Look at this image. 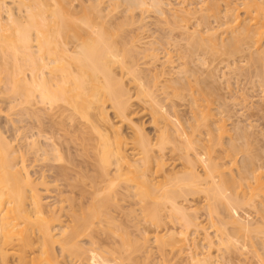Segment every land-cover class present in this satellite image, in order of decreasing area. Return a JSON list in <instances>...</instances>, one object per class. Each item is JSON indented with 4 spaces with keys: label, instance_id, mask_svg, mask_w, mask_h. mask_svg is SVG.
Returning <instances> with one entry per match:
<instances>
[{
    "label": "bare ground",
    "instance_id": "6f19581e",
    "mask_svg": "<svg viewBox=\"0 0 264 264\" xmlns=\"http://www.w3.org/2000/svg\"><path fill=\"white\" fill-rule=\"evenodd\" d=\"M187 1L181 0L172 18V27L183 31L184 39L177 37L186 39V44L177 47L182 62L175 70L171 58H165L149 79L135 68L138 55L133 46L139 33L129 36L133 30L124 27L138 22L136 9L150 7L163 17L161 0H32V5L22 9L14 7L16 0H0V41H4L0 44V70L5 73L0 75V84L8 89L7 95L22 100L21 119L16 123H25L11 125L12 132L22 134L21 143L0 132V264H135L129 256H136L150 241L147 229L142 233L146 236L141 238L143 244L137 241L117 251L108 249L112 259L94 242V235L102 233L110 234L114 243L120 226L110 208H122L124 197L142 208L150 228L155 229L153 239L159 249L179 246L190 264H219L213 249L236 243L237 238L228 233L227 224L217 214L216 200L228 209L254 206L251 195L264 190V176L249 148L252 134L241 131L236 123L233 132L225 125L230 111L224 108L226 97L218 86V65L214 63L236 78L254 72L264 82V2L242 0L239 7L233 0H224V4L201 0L200 6L190 7ZM154 52L151 48L144 55L146 65L159 61ZM168 65L175 78L162 81V93L170 89L168 95L181 97L190 115L193 133L184 146L174 137L182 138L178 128L172 132L166 125L159 127L168 121V114L156 95L157 81L170 75L164 72ZM139 116H148L156 128L155 139L144 132V118L137 123ZM74 139H81L84 149L74 150L69 145ZM191 149L204 156L202 174L194 164L199 156L191 157ZM241 152L245 153L236 160ZM72 155L86 160L80 159L78 164ZM167 156L183 161L181 170L168 169ZM26 161L32 163L31 168L39 161L51 166L48 171L64 181L77 179L74 185H66L74 196L55 200L47 208ZM53 163L63 164L55 167ZM232 167H237L236 176ZM46 171L40 172L41 184ZM242 185L251 191L248 200L245 193L236 192ZM227 189L244 200L233 198ZM200 193L207 202L209 232L197 217L198 207L179 204L183 196ZM164 208L180 231L173 226L162 230L163 234L156 231L168 219L162 217ZM259 209L264 213V203ZM233 217V224L246 237L264 234V221L252 229L251 220L237 214ZM199 231L205 233L197 242ZM84 237L90 238V247L81 244ZM199 243L203 252L190 254Z\"/></svg>",
    "mask_w": 264,
    "mask_h": 264
},
{
    "label": "rangeland",
    "instance_id": "374dc122",
    "mask_svg": "<svg viewBox=\"0 0 264 264\" xmlns=\"http://www.w3.org/2000/svg\"><path fill=\"white\" fill-rule=\"evenodd\" d=\"M162 4H163V12H164V16L162 17L155 9L147 7V8H143V9H136L135 13L138 14L137 16V20L138 22L133 25V26H125L124 29L125 30H129L132 29L133 32L132 33H128V35H132V34H136L139 37V41L137 44L135 41V45L133 46L136 54L138 55L136 60H135V68L138 70L139 73H141L142 75L148 77L149 79L154 78L156 72H153V69L155 67H159V63L164 61L165 58L170 57L172 63V66H174L175 70L177 69V65H179L182 61L179 60V54H177L178 52V48L179 45L182 46V44H186V39H184V36L180 35L181 32L183 33L182 29L179 30L178 27H172L173 24V20H174V15H176V11L179 8V4L181 2V0H161ZM231 1V0H229ZM201 0H188L186 2V4H190V7H198L200 6ZM236 6L241 5L242 0H233L232 1ZM264 2V0H263ZM218 4H224V0H218L217 1ZM19 6L21 9L24 8V6H28V5H32V0H16V4L15 6ZM220 9H223L222 6L220 7ZM128 13V12H127ZM129 14V13H128ZM164 18H166L168 24L165 22ZM173 18V20H172ZM171 20V21H170ZM193 20V18L191 19V21ZM210 25L214 28H216L217 24L212 22V19ZM173 21V22H172ZM175 23V22H174ZM171 24V25H170ZM215 24V26H213ZM174 25V24H173ZM184 26V23L180 24ZM210 26V27H211ZM178 30H176V29ZM173 31H172V30ZM195 29V27L193 28ZM175 30V31H174ZM192 29H190L189 31L191 32ZM172 31V32H170ZM173 33V34H172ZM171 34V35H170ZM178 34L180 35V37L182 36V38H178ZM178 36V37H177ZM182 39V41L180 40ZM172 40V41H171ZM184 41V42H183ZM4 41H0V44L3 43ZM175 42H178V44H176ZM180 43V44H179ZM153 49L155 52L154 54L157 55L158 57V62H155L154 64H152L151 66L146 65V61L144 60V55L150 54L149 50ZM215 65V69L218 71H214L217 75V77L219 78V83L218 86L222 89L221 94H223L224 97H226L225 103H227V107L224 106V108H227L230 112L228 115L229 116V120H225V125L227 127V129H231L230 131L233 132L234 130L232 129L233 124L236 123V126L240 125L239 127H241V131H246L248 133H251L253 137L250 136V151L252 154H254L256 156V161H255V166L260 168V166L262 167L260 170V172H262V175L264 176V82L262 80H258V75L255 76L254 72L253 74H246L244 73L239 74V77L236 78L235 75H231L228 72V69L224 66H220V64H218L217 62L214 63ZM213 64V66H214ZM238 66H242L243 64H237ZM168 65L166 66V68L164 69V72L169 73L170 75H165L163 78H160V80L157 81V89H156V95L158 96V98L161 101V107L167 112L168 115H166V120H170L168 121H162V124L159 125L160 128H163L165 125L167 127V129H169L170 131H175L177 128L178 130H180L181 134H182V138L174 135V137L176 138V140L178 141V143H180L182 146L185 145V141H187V137L193 133L192 129H191V125L189 122V111H188V107L186 106V102L181 98V97H173L170 94L168 95V93L170 92V89L166 91V93H162V85L163 82L162 81H166L169 78H175V74H172V71H170V68ZM177 66V67H176ZM217 67V68H216ZM219 67V68H218ZM214 69V70H215ZM252 73V71H251ZM1 74H5L4 71L3 73L0 70V75ZM249 77L246 78L245 77ZM253 75V77H251ZM243 76V77H241ZM257 77V79L255 77ZM246 79H245V78ZM260 78V76H259ZM254 79V80H253ZM261 79V78H260ZM246 80H248L246 82ZM258 80V81H257ZM253 81V82H252ZM263 83H262V82ZM244 82V83H243ZM260 82V83H259ZM153 82H151L152 84ZM249 83V84H248ZM252 83V84H251ZM168 84V82H167ZM262 84V85H261ZM168 86V85H167ZM227 89V90H225ZM7 88H5L4 84H0V91L3 93L0 95V132H2V134L4 136L7 137L8 140H14L15 143H21V137L22 134L17 135V133L12 132L11 131V125H14L15 127H21L23 125H25V123H16V121L21 119V115L19 114L21 112V103L22 100H15V98L10 97V95H7ZM228 92V93H227ZM6 94V95H5ZM232 96H234L235 98H233ZM232 97V98H231ZM231 98V100H230ZM230 101V102H229ZM230 103V104H229ZM172 106H174V109L172 108ZM214 106H216L214 104ZM232 106V107H231ZM217 108V106H216ZM232 108V109H230ZM232 113V114H230ZM233 113H236L235 115ZM141 119V122L139 121L138 117H137V123H142V118H144L143 123L144 124L143 128H144V132L147 133L149 135L150 138L155 139V135L156 132L154 129H156L152 124L149 123L147 117H143V116H139ZM142 117V118H141ZM235 118V119H234ZM10 119L13 120V123H10ZM147 119V120H146ZM235 120V121H234ZM238 120V121H237ZM233 122V123H232ZM239 124H238V123ZM231 127V128H230ZM239 131V129H238ZM250 131V132H249ZM240 132V131H239ZM254 132V133H252ZM196 136H198L199 132L195 133ZM233 134V133H231ZM255 137V138H254ZM78 139V138H77ZM75 140V141H74ZM72 143H70L69 141V145L72 147L76 145H78L76 148L74 147V150H76L78 148V151L84 147L82 146V144L85 146L84 143L79 142L81 139H79V141H77L76 139H74ZM253 140V141H252ZM255 142V143H253ZM79 143H81V145H79ZM197 146V145H196ZM170 147V146H168ZM199 146H197L196 148L199 150L198 148ZM195 149L194 151L188 150V153L190 154L191 157H194L195 154L198 157V159L195 160V168L196 170L202 174L203 171V161L202 158L204 157L203 155H201L200 152H198V150ZM246 152V151H245ZM245 152H241L236 156V160H239L240 157L245 153ZM81 153V152H80ZM80 153H78L77 155H80ZM200 153V154H199ZM248 153V152H247ZM73 156V157H77L75 160L78 164L80 163V159H85L86 158H82L80 156ZM169 156V154H167ZM174 154V158L176 157ZM167 156V158H168ZM80 157V158H79ZM172 156L170 158H168V160L166 161L167 164V168L171 169L172 167L175 168V170H181V167H183V161H178L173 158ZM178 157V156H177ZM258 157V160H257ZM172 158L174 159V161L172 160ZM177 159V158H176ZM258 161V162H257ZM41 161L38 162V165L35 166L34 168H31L32 163H30L29 161H26V169L27 171L30 173L31 179L34 180L36 183H38L39 188H41L42 191V198H43V202L44 205L47 206V208H49L48 206H51L55 200L58 199H64L65 197H73L74 195H71L67 189L68 184H72L74 185L75 182H77L78 180L73 178V180L71 179L70 181H64L61 177L56 178L55 175L53 174V171H48V167L51 166H43L42 164H40ZM75 162V163H76ZM183 163V164H182ZM51 164V163H50ZM63 163H53L52 165H54L55 167L57 166H61ZM229 167V166H228ZM235 168L237 167H232V174L234 176H236L235 174ZM78 168H76L77 170ZM183 169V168H182ZM46 171L45 175V183L41 184V180L38 178L40 177V172L42 171ZM203 178L209 182L210 179L209 178H205V176H203ZM75 179V180H74ZM229 180V179H228ZM203 183V182H202ZM244 184V182H243ZM243 188L245 185H242ZM239 188L236 190V192L241 196L242 193H245V197L246 200H248L247 198H249L250 196V192L248 191L246 188ZM233 189V188H232ZM242 189V190H241ZM68 190V191H67ZM229 190V189H227ZM240 190V191H239ZM67 191V192H64ZM243 191V192H241ZM230 194L233 198H236L235 195V191H230ZM243 195V194H242ZM123 198V197H122ZM182 198V197H181ZM184 198V196H183ZM182 198V199H183ZM127 197H124V203L121 204L122 208L119 209H115V208H110V213L111 215L113 214L114 217H116V221H117V225L120 226V231L115 233V237L113 238L114 243H111V235L109 234H102V233H96L98 234V236L94 235V242L95 245L99 248L100 252H104L110 259L111 255H109L108 253V249H113L115 251L119 250L120 248H122V246H127L132 244V242H141V244H143L141 241V238L146 237L145 235H142V233L144 232L145 229H147V232L149 234H147V236H149L150 241L147 243V245L145 246V248H142V251L140 250V252H136V256L132 255L129 256L130 259H132L133 262L135 264H190V260H187L189 257L187 255V253L181 251V249L179 248V246H174V247H166L165 249L161 250L158 247V244H156L154 242V230L152 227L150 228L149 226V222L148 220L145 218L142 208L140 206H133V201L130 198H128L129 202H126ZM180 199V198H179ZM179 200V204L182 205L184 204V207L186 208H191L192 207H198L199 210L196 213L197 217H199V219L201 220L202 223H204V227L205 228H209V224L207 222L206 219V209H207V202L204 199V195L203 194H198V195H194L192 197V195H188L185 196L184 199H186V203L185 201ZM238 201H243L244 199H242L241 197L236 198ZM251 199L253 201H255V205L253 206L252 204L248 207V206H244L243 208L239 207H232L231 209L226 208V206L224 205L223 201H220V199L216 200L218 202V207H216V209L218 210V216L224 220V222L227 224V228L229 230V234H232V236L234 235V238H237L236 243H232L230 245H227V247L225 248H220V250L217 249H213L214 252H216L215 254H217L218 257H216L217 261L219 264H264V234L262 233H256L253 234V236H250V238L246 237V235H244V233H240L236 226L233 224L234 223V215L237 214V216H242L241 218H244L246 220H251L250 223L251 225H253L251 228L254 229L253 227H258L261 226V224H263L264 221V213L260 211L259 207L262 203H264V190L259 191L258 193H254L253 195H251ZM220 201V202H219ZM131 202V203H130ZM184 202V203H183ZM216 203V202H215ZM130 204V205H128ZM166 208H164L161 212L162 217L163 218H168V216L170 215V211ZM257 211V212H256ZM87 217L90 215L91 210H88L85 212ZM167 216V217H166ZM89 218V217H88ZM172 220V219H171ZM214 221V220H213ZM149 223V224H148ZM64 225V224H63ZM258 225V226H257ZM171 226L174 227L175 230L180 231L181 228L179 226L178 223H175L174 225H172L170 219H164V222H162V224L159 226L158 230L161 232V234L164 233V231L166 230V228H170ZM97 227V226H96ZM204 228V229H205ZM113 230V229H112ZM124 230V231H123ZM164 230V231H162ZM206 230V229H205ZM204 231V230H202ZM202 231H199L197 233H199L200 235H198L197 238V242L200 239L201 233ZM211 231V229H208V232ZM116 232V231H115ZM125 232V234H124ZM205 233V232H203ZM202 233V234H203ZM255 233V232H254ZM192 234L191 237H195L194 232L190 233ZM251 234V235H252ZM106 235V236H105ZM214 234H211V236H213ZM102 240H100L101 238ZM103 236V237H102ZM100 238V239H99ZM109 238V239H108ZM89 237H84V239L82 238L80 240L81 244H88L89 243ZM112 244V245H111ZM89 246V244H88ZM90 247V246H89ZM263 248V249H262ZM107 251V252H105ZM203 252V249L201 248V243H199V246H197V248H193L192 253L190 254H200ZM126 256V254L124 255ZM191 256V255H189ZM113 257V256H112ZM128 257V254H127ZM126 259V257H125ZM144 261V262H143ZM190 263H189V262ZM127 262V261H126ZM130 262V260H129ZM127 262V263H129ZM68 264V262H67ZM132 264V263H131Z\"/></svg>",
    "mask_w": 264,
    "mask_h": 264
}]
</instances>
